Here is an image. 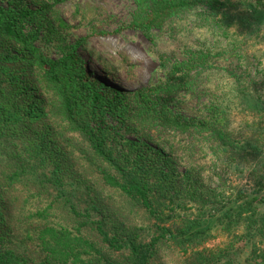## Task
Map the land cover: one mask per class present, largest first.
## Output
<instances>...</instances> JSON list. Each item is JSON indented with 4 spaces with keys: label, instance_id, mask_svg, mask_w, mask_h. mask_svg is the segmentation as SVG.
Instances as JSON below:
<instances>
[{
    "label": "trees",
    "instance_id": "obj_1",
    "mask_svg": "<svg viewBox=\"0 0 264 264\" xmlns=\"http://www.w3.org/2000/svg\"><path fill=\"white\" fill-rule=\"evenodd\" d=\"M2 1L0 264H264V98L250 68L264 0H131L126 28L152 42L178 39L192 14L216 40L133 91L92 73L87 39L66 43L69 0ZM216 75L230 102L175 110Z\"/></svg>",
    "mask_w": 264,
    "mask_h": 264
},
{
    "label": "rangeland",
    "instance_id": "obj_2",
    "mask_svg": "<svg viewBox=\"0 0 264 264\" xmlns=\"http://www.w3.org/2000/svg\"><path fill=\"white\" fill-rule=\"evenodd\" d=\"M6 3L7 0L2 1V4ZM132 9L131 0H69L57 7L60 20L68 26L60 31L66 43L74 44L81 38L87 39L88 48L80 49L81 55L92 73L111 85L133 91L156 83L165 77L173 60L184 58L186 47L195 50L211 48L216 44L215 37L206 28L194 25L195 14L184 22L178 39L156 33L152 42L141 32L126 28ZM261 28V43L253 47L250 68L258 81L259 94L264 98V24ZM37 45L49 57H60L54 41L46 38L38 41ZM221 45L224 46V43ZM224 82L227 81L220 75L212 77L209 85L202 87L200 92L175 103V110L201 118L206 114L207 107L223 102L225 96L230 102L233 97L231 86ZM217 184L214 182L213 186L217 187ZM219 242L214 240L209 247Z\"/></svg>",
    "mask_w": 264,
    "mask_h": 264
}]
</instances>
